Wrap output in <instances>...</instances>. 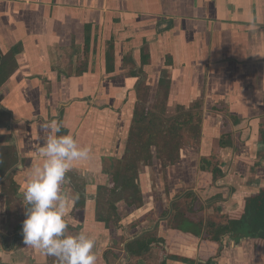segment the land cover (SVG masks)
<instances>
[{
  "label": "crops",
  "instance_id": "obj_1",
  "mask_svg": "<svg viewBox=\"0 0 264 264\" xmlns=\"http://www.w3.org/2000/svg\"><path fill=\"white\" fill-rule=\"evenodd\" d=\"M0 53L16 63L0 86V106L10 114L0 135L10 134L5 143L15 146L18 198L22 202L25 171L49 134L44 125L59 122L64 134L91 149L89 160L74 162L63 188L84 199L79 218L74 208L65 217L67 231L95 237L97 264H105L106 249L119 242L124 247L155 226L167 254L211 264H264V242L254 238L204 240L170 231L159 215L152 226L156 201H146L145 191L138 207L117 202V225L95 219L97 187L111 185L112 162L124 156L141 74L150 90L147 104L155 101L160 79L168 81V108L202 103L195 158L215 159L222 175L213 181L196 159L194 174L197 169L205 176L178 173L177 183L206 186L201 195L224 216L264 188V0H0ZM187 147L182 161L165 168L168 175L171 168H186ZM14 228L0 191V235L7 237L0 238V254L8 264H48L23 240L9 239Z\"/></svg>",
  "mask_w": 264,
  "mask_h": 264
},
{
  "label": "trees",
  "instance_id": "obj_2",
  "mask_svg": "<svg viewBox=\"0 0 264 264\" xmlns=\"http://www.w3.org/2000/svg\"><path fill=\"white\" fill-rule=\"evenodd\" d=\"M86 30L87 39L89 35L87 27ZM111 60L112 54L108 53L107 63ZM146 61L147 59L142 55L141 65ZM15 67V62L10 60L7 63L0 53V86L9 78ZM141 77L136 83L137 101L133 109L124 156L113 161L110 170L111 185H100L96 190L95 219L104 221L106 225L119 223L117 202L124 201L129 206L135 205L136 207L142 205L143 199L138 177L143 167L150 166L154 160L158 161L162 169L174 165L180 159L181 150L186 146L196 148L201 136L202 103L200 100L194 101L189 107L176 105L171 113L167 106L168 81L160 79L155 101L151 105L147 104L149 90L144 86ZM9 120V112L0 106V128H7ZM64 133L66 132L61 127V134ZM10 138V134L0 135V159L3 161L0 164V191L5 196L8 209L13 214L16 233L22 230V222L25 218V216L22 218V209L25 210V208L18 198L19 186L13 178L16 170L11 169L17 159L15 146L5 143ZM200 163L199 169L203 172L207 171L213 181L222 175L221 168L213 158L202 157ZM193 200H190L187 211L180 209L177 200H173L162 212L161 217L167 221L170 231L190 233L197 238L218 243L225 236L233 234L239 237L254 238L258 243L264 242V188L256 195L247 198L239 212L228 214L225 222L211 220L204 222L202 219L195 221L191 219L189 213L194 207ZM83 206L84 199L79 197L72 215L79 218L78 213ZM153 233L144 232L124 242L126 256L141 258L144 251L149 252L152 247L160 246L162 258L159 264H167L168 261L175 260L186 264H211L213 262L207 259L203 263L189 257L167 254L162 244L165 242L164 238ZM21 236L23 235L17 234L9 239L16 242ZM3 237L7 238L4 235ZM136 264H141V262Z\"/></svg>",
  "mask_w": 264,
  "mask_h": 264
},
{
  "label": "clouds",
  "instance_id": "obj_3",
  "mask_svg": "<svg viewBox=\"0 0 264 264\" xmlns=\"http://www.w3.org/2000/svg\"><path fill=\"white\" fill-rule=\"evenodd\" d=\"M49 130L44 143L37 149L36 162L25 171L22 204L25 218L22 235L25 246L42 257H55L57 264H97L95 237L81 230L70 234L65 219L74 208L78 194L69 196L64 190L66 174L74 162L90 159L91 149L80 145L71 134H61L62 125L47 123ZM3 161L0 159V164ZM0 264H8L3 256Z\"/></svg>",
  "mask_w": 264,
  "mask_h": 264
},
{
  "label": "rangeland",
  "instance_id": "obj_4",
  "mask_svg": "<svg viewBox=\"0 0 264 264\" xmlns=\"http://www.w3.org/2000/svg\"><path fill=\"white\" fill-rule=\"evenodd\" d=\"M174 107L175 106L168 108L171 113H173ZM190 148L191 146L187 147V149L189 150H187V158L185 159V171L184 169L171 168V173L168 175L165 169H161L160 166H158V161L156 160H154L150 166H145L147 167V169L145 167L141 169L140 174L144 171L147 174V178L144 175L140 177V174L138 177V184L141 193L142 191L146 192V201H151V199H154L156 201L154 202V209H152V226L156 220L158 223H160L159 221H161L162 218V211L169 207L173 200H177L180 209L187 211L190 200L194 199V207H192V211L189 213V217L194 221L202 219L204 222L210 220L215 222H225V219L228 217V214L224 216L222 214L219 215L218 213H216V211H213L215 209V206L213 204L214 200L203 198L204 195L201 194L205 191L206 186L195 184L193 183V181L186 183L181 180L179 181V183H177L175 181L176 178H173L176 177L178 173L183 174L185 177L189 176V179H192L196 175L205 176L204 173L199 172L197 169L196 174H194L193 163L197 159V164L200 166L201 158H195L196 151L194 150H196V148ZM180 158V160L182 161L183 157ZM214 161L216 160L214 159ZM141 181L143 182V184L141 183ZM154 213L156 214V216H154ZM157 215H159L161 218H157ZM150 232H154L158 235L157 226H155ZM236 235L237 234H233L231 236H233L235 239ZM106 252L107 253L104 256L105 264H136L137 262H141V264H159L162 258V249L160 246L152 247L149 252L144 251V253L142 254L143 256L141 255V258H139V256L127 257L124 251V247L122 246V244H120V242L117 246L115 245L112 246V248L106 249ZM48 260V264H57V260L55 257L49 256Z\"/></svg>",
  "mask_w": 264,
  "mask_h": 264
},
{
  "label": "flooded vegetation",
  "instance_id": "obj_5",
  "mask_svg": "<svg viewBox=\"0 0 264 264\" xmlns=\"http://www.w3.org/2000/svg\"><path fill=\"white\" fill-rule=\"evenodd\" d=\"M19 231H21V232H19ZM17 234H22V230H18L16 233H15V230H14V232H13V234H12L11 236H14V235L17 236ZM3 235H4V234H1V235H0V238H1V239L4 238ZM4 236H5V235H4ZM5 237H6V236H5ZM4 239H5V238H4ZM22 240H23V236L19 237L18 242H20V241H22ZM2 242H3V241H2Z\"/></svg>",
  "mask_w": 264,
  "mask_h": 264
}]
</instances>
